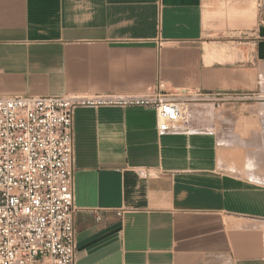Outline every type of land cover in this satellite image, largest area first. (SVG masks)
Masks as SVG:
<instances>
[{
    "label": "crops",
    "instance_id": "crops-1",
    "mask_svg": "<svg viewBox=\"0 0 264 264\" xmlns=\"http://www.w3.org/2000/svg\"><path fill=\"white\" fill-rule=\"evenodd\" d=\"M159 80L190 99L189 132L160 134L146 108L76 110L77 264H264V0H0V94L141 97Z\"/></svg>",
    "mask_w": 264,
    "mask_h": 264
},
{
    "label": "built area",
    "instance_id": "built-area-1",
    "mask_svg": "<svg viewBox=\"0 0 264 264\" xmlns=\"http://www.w3.org/2000/svg\"><path fill=\"white\" fill-rule=\"evenodd\" d=\"M190 103L160 80L141 97L0 94V264H77L78 108L154 110L159 133L175 135L191 130Z\"/></svg>",
    "mask_w": 264,
    "mask_h": 264
},
{
    "label": "rangeland",
    "instance_id": "rangeland-1",
    "mask_svg": "<svg viewBox=\"0 0 264 264\" xmlns=\"http://www.w3.org/2000/svg\"><path fill=\"white\" fill-rule=\"evenodd\" d=\"M264 100V99H262ZM234 101V100H233ZM231 99H225V100H221L220 101V106L222 107H227V106H232L233 104H235V102H233ZM264 102V101H262ZM243 103L250 105V106H259L261 105V98H257V97H251L250 99H248L247 101L244 100H240L239 104L236 103V106H240Z\"/></svg>",
    "mask_w": 264,
    "mask_h": 264
}]
</instances>
